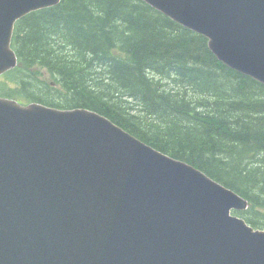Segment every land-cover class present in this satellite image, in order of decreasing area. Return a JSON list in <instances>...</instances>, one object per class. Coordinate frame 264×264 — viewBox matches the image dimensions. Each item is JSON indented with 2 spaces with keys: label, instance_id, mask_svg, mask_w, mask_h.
<instances>
[{
  "label": "water",
  "instance_id": "water-1",
  "mask_svg": "<svg viewBox=\"0 0 264 264\" xmlns=\"http://www.w3.org/2000/svg\"><path fill=\"white\" fill-rule=\"evenodd\" d=\"M264 84V0H143ZM61 0H0V76L16 23ZM248 200L87 109L0 97V264H264Z\"/></svg>",
  "mask_w": 264,
  "mask_h": 264
},
{
  "label": "trees",
  "instance_id": "trees-1",
  "mask_svg": "<svg viewBox=\"0 0 264 264\" xmlns=\"http://www.w3.org/2000/svg\"><path fill=\"white\" fill-rule=\"evenodd\" d=\"M12 48L0 97L105 116L248 200L264 226V84L206 37L143 0H62L18 21Z\"/></svg>",
  "mask_w": 264,
  "mask_h": 264
},
{
  "label": "rangeland",
  "instance_id": "rangeland-1",
  "mask_svg": "<svg viewBox=\"0 0 264 264\" xmlns=\"http://www.w3.org/2000/svg\"><path fill=\"white\" fill-rule=\"evenodd\" d=\"M47 80H49V81H51L52 80V77L51 76H47ZM165 83H167V82H165ZM22 104H24V105H26L27 103H22ZM40 104V103H39ZM53 108V107H52ZM154 132H157V130H155ZM248 211V210H247ZM247 211H241V212H238V211H232V215L233 216H235V217H238V218H242V219H244L250 226H252L251 224H250V222L247 220V218H248V216L246 215V214H248L247 213ZM256 212L257 213H261V212H264V210H261V209H256ZM261 219H262V217H261ZM263 221V223H264V220H262ZM253 227V226H252ZM254 228V227H253ZM254 229H256V230H260V231H264V226H257L256 228H254Z\"/></svg>",
  "mask_w": 264,
  "mask_h": 264
}]
</instances>
